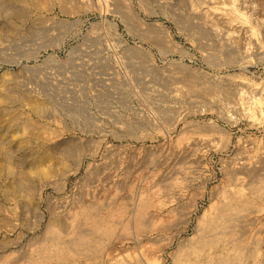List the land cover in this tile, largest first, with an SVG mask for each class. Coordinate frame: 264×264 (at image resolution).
Wrapping results in <instances>:
<instances>
[{"label": "rangeland", "instance_id": "obj_1", "mask_svg": "<svg viewBox=\"0 0 264 264\" xmlns=\"http://www.w3.org/2000/svg\"><path fill=\"white\" fill-rule=\"evenodd\" d=\"M42 2L51 12L28 7L31 17L22 3L0 5V84L14 95L7 106L26 110V98L39 97L52 107L47 116L33 114L29 137L20 127L26 119L13 125L0 100V264H27L49 227L68 234L85 205H97L95 216L114 224L98 235V262L111 253L135 264H173L200 219L234 186V172L247 184L264 181V0ZM32 20H50L49 34L34 35ZM150 24L167 31L168 48L141 36ZM208 82L231 88L229 95H206ZM31 150L36 157L49 151L53 160L34 168L25 157ZM143 193L141 224L135 215ZM255 205L250 234L263 239L264 194Z\"/></svg>", "mask_w": 264, "mask_h": 264}, {"label": "bare ground", "instance_id": "obj_2", "mask_svg": "<svg viewBox=\"0 0 264 264\" xmlns=\"http://www.w3.org/2000/svg\"><path fill=\"white\" fill-rule=\"evenodd\" d=\"M63 1H66V0H63ZM122 1L123 0H121V2ZM41 2H42V0H4V1L2 0L0 5H2L1 7H4V9H9V8L12 9V8L16 7V5L18 3H19V5H20V3H22L26 7V10L28 7H31V9L34 8L35 11H40L43 8V9L48 10V12H51L50 9L45 8V6L47 4L45 5L43 3L44 1L42 2L43 4ZM41 4H42V6L43 5H45V6L40 7ZM119 6H121V5H119ZM19 7H21V6H19ZM23 10H24V8H23ZM28 10H29V8H28ZM28 12H31V10H29L25 13L29 14ZM19 13H20V11H19ZM25 13H23V14L25 15ZM43 14H44V12H43ZM128 14H130L129 18L131 19V13H128ZM21 16H20V18H21ZM29 16H30V14H29ZM28 17L26 15V18H27L26 20H28L31 16L29 18ZM42 18L46 19L44 16H42ZM180 18L182 19L183 17H180ZM133 19H132V21H133ZM186 19L185 20L183 19L184 21L183 20H179V21H183L182 23H185V21H186V23H187L188 21ZM188 19H189V17H188ZM50 20L48 22H50ZM45 21L46 20H40L37 23H35L36 20L35 21L32 20L30 22L31 24H32V22L35 23L34 27H31V29L34 28V31H35L34 35H35L36 31H37V33H41L42 36H43V34L45 35L46 31H48V34H49V28L50 27L48 25L50 23L47 24L48 22H45ZM58 21H60V20H58ZM135 21H136V19H135ZM130 22H131V20H130ZM137 22H139V21H137ZM137 22L136 23L134 22V23L137 24ZM189 22H192L191 24L195 25V24H193L194 21H189ZM58 23L61 24L62 22H58ZM54 25H57V24H54ZM66 25H68V24H66ZM66 25H65V28H66ZM150 25H152V26H149L148 28H146L147 30L143 29V31L140 32L141 36L144 39L151 41L152 43L162 44L163 45L162 47L167 46V47H164L165 49L168 48L169 44L167 42H169L171 40L168 39L169 37L167 38V36L169 35V34H167V31H165V29L163 27H160L157 24L155 26L153 24H150ZM186 25L188 26V23ZM186 25H185V27H187ZM51 26H53V25H51ZM29 27H30V24H29ZM69 27H70V25H69ZM60 28L62 29V27H60ZM65 28H63V29H65ZM137 28L138 27H136L134 29H137ZM187 28L189 30L190 27H187ZM27 29H26V32L31 31L30 28H29L30 30H28V31H27ZM53 29L54 30L56 29L55 26ZM53 29H50V30H53ZM57 29H58V27H57ZM139 29L140 28H138L137 30H139ZM201 30H200V32H202ZM26 32H24V33H26ZM59 32H60V30L58 31V33ZM24 33L22 31V34H24ZM48 34L46 33V37ZM41 35H39V36H41ZM26 36L28 37V34ZM42 36H41V38H46L45 36L44 37H42ZM48 38H46V40ZM133 50H136V49H133ZM131 53H133V54L138 53L139 54V51H133ZM139 61H140V59H139ZM139 63L142 64V62H139ZM141 64H140V67H142ZM143 67H144V65H143ZM173 72H172V74H173ZM169 73H171V72H169ZM172 74H169L170 78H171ZM201 76H203V75H201ZM157 77L158 76H156V77L154 76V78H157ZM196 77H197V75L194 76L193 81L195 79L197 80ZM198 77H199V75H198ZM165 78H167V77H165ZM203 78L205 79V77H203ZM203 78H200V79H203ZM189 79L192 80L191 78H189ZM196 80L194 82L193 81L192 82L190 81V82L194 83V85H195ZM198 80H197V83H198ZM214 83H216V82H214ZM1 84H0V97H1L0 100H2L3 103L5 102V104L1 105L3 107V109L1 110V114L3 115V117L6 116L7 114H10L9 119L13 121V122H11L13 125H17V124L21 125V124H19V120L24 118V119H26V121H25V123H22V125L24 127L22 125L20 126L21 129L24 128L25 129V130L23 129L24 131H26V130L28 131L30 128L35 129L36 125L32 121L33 114L34 115H40V116L41 115L47 116L48 114L51 113L49 109H52V107L49 108V106L46 104V101H43L39 97H38L39 99L38 98H33V99L32 98L31 99L26 98L27 102L24 99V101L28 105L27 107L29 110L25 108L26 110L17 111L16 109L15 110L11 109L12 107L9 108L7 106V103H9L11 101L13 102V100H14V95L12 94L13 92H11L12 88H11V86L9 87L8 84H7V86L5 84H3V86L1 87ZM187 85H189V84H187ZM188 87H189L188 88L189 90L193 88L192 86H191L192 88H190V86H188ZM203 88L204 87H202V89ZM198 89H196V91L199 93L200 89L199 90ZM230 89L227 88L226 86H223L222 83H218V85L215 87L209 83L208 85L205 86V88H204L205 91H203V92L206 95L208 93L213 95V94H216L217 92H219L218 94L220 95V92L221 93L225 92L226 94L228 93L227 94V96H228ZM232 90H233V88H232ZM155 91L161 92L158 90H155ZM203 92H201V93L204 94ZM214 92H216V93H214ZM161 95L162 94H159L157 96H161ZM160 102L162 103V101H160ZM49 104H51V103L49 102ZM159 106H160V108H162L161 107L162 105L159 104ZM159 106H158V108H159ZM16 107H18V106H16ZM163 109H160V113L162 112L161 110H163ZM166 110H164V111H166ZM46 112H48V114H46ZM1 114H0V118L2 117ZM164 115L167 116L166 112ZM6 122H8V121H6ZM1 123H3V122H0V124ZM5 124H7V123H5ZM0 127H1V125H0ZM6 127H7V125H6ZM12 127H14V126H12ZM42 127H45V128L41 129V131L44 129H47L46 128L47 126H42ZM42 127H40V128H42ZM12 130H15V129H12ZM15 131H18V130L16 129ZM27 131L24 133H27ZM38 131H40L39 126H38ZM30 133L32 135L34 134V132L30 131L29 133H27L28 136ZM36 133H38V132H36ZM45 133H44V136H46ZM3 134H0V135H3ZM36 135H39V134H36ZM38 137H40L39 139L43 138L42 136H38ZM6 139H8V138H6ZM24 139H27V138L25 137ZM36 140H38V139H36ZM2 142H0V143H2ZM42 143L43 142H41V144ZM9 149H10V147H9ZM38 151H40V150H38ZM10 154H11V151L8 150V147H7V150L5 151L3 156L5 158H7ZM35 154H36L35 151L31 150V151H28L26 153L25 157H31L33 159L34 168L38 167V169H40V168L42 169V167L44 168V166L47 164V162H49V164H50V160L53 157V155L51 157V152L44 151L40 155V157H41V161H40V157L37 156L39 158V160H38ZM9 157H11V156H9ZM55 159H56V157H55ZM6 160H8V159H5V161ZM52 160H53V158H52ZM8 161H10V160H8ZM52 162H51V164H52ZM30 163H32V161ZM8 165H10V164H8ZM40 165H42V167ZM7 166H6V168H7ZM50 166H52V165H50ZM47 168L49 169V166ZM244 168L246 169L247 167H244ZM248 168H249V166H248ZM251 168L249 171H251ZM54 169L55 168H53V170ZM44 170H46L45 171L46 175H48L49 174L48 171L51 169L47 170L45 167ZM240 170H238V172ZM235 171H237V170H235ZM51 173H52V171H51ZM42 174L44 175L45 173H42ZM234 174H238V176L237 175L235 176L234 180H230V184L233 183L234 186L230 185L228 187V189L225 190V192H222V194H220L221 196H219L220 198L213 203V205L211 207L212 209L209 211V213L204 215L200 219V221L198 222V224L196 226L194 234L191 237H189L186 240V242H184L185 246L184 247L182 246V248L179 251H177V252H175V254H173V264H259L258 262H260V264H261V261H262V264H264V252H263V249L261 247V243H262V241H264L263 240L264 238L263 239L258 238L255 235L251 236V234H250L251 228H253L252 226L254 225V222L257 220L256 216H255V218L252 217V214L254 212L256 213L257 211H259L258 209L254 208V205H255L256 200L258 198L260 199L261 196L264 194V181L261 182V184H256L254 182H259L258 181L259 179L256 181L252 180L253 183L249 182L250 184L249 183L247 184L244 182V180L242 182V180H241L242 177H239L240 176L239 173L234 172ZM231 181H233V182L231 183ZM260 181H262V180H260ZM139 195L141 197L140 193H139ZM145 195H146V193H145ZM145 195L143 193L142 198H139L142 200H141V202L137 203L138 205L136 207V209L139 210V211L137 210L138 213H136L138 216L135 215L136 220L140 219V222H141V219L146 214L145 208H147L146 206H147L148 201L146 203L145 200H143V197ZM146 198H148V197H146ZM139 199H138V201H139ZM135 203H136V201H135ZM129 205H131V204H129ZM132 205H135V204H132ZM96 206H92V205L86 206L85 205V206H82L77 212L75 211L74 212L75 215H74L73 221L71 223L73 229H71V231L68 234H64L61 231H58L56 228L49 227V229L45 233V237H44V235H42V237H44V238L36 241L34 250H32L33 252L30 255L28 253L29 256L26 255L27 264H88L89 263L88 261L84 262L82 260L81 254L83 256L84 253L94 255L95 259H94V262L92 264H135L134 263L135 259H133V258L123 259L121 257H115V256L111 255V253L110 254L108 253V255L105 254L103 256L104 259L101 260V262L97 261V260H99L98 259L99 257H97L96 255L98 252H100L99 246L102 244V238H100L101 236H98V235L104 234L107 231H111V227H114L113 226L114 224L111 223L112 221L110 222L109 219H108V222L106 220L103 221L104 216L102 217L100 214L95 216L94 209L96 208ZM137 211H135V212H137ZM97 213L98 212L96 211V214ZM109 215H110V213H109ZM251 219L252 220L254 219L255 221L252 222ZM115 221L113 220V222H115ZM137 221L139 223V220H137ZM142 222H144V221H142ZM142 222H141V224H142ZM88 225H90L91 228H90V226L88 227ZM85 226L90 228L91 231L84 230ZM143 254H139L141 256L136 257L138 262L140 260H142V258H144V256L147 257V254H144V255ZM146 257H145V259H146ZM164 261H162L159 264H164L165 263Z\"/></svg>", "mask_w": 264, "mask_h": 264}]
</instances>
